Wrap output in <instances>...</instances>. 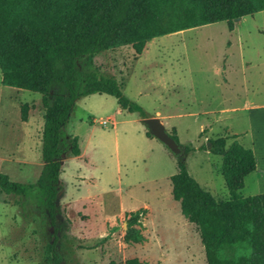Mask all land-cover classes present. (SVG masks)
<instances>
[{"label": "rangeland", "instance_id": "1", "mask_svg": "<svg viewBox=\"0 0 264 264\" xmlns=\"http://www.w3.org/2000/svg\"><path fill=\"white\" fill-rule=\"evenodd\" d=\"M142 49L136 55L123 45L82 56L76 69L115 78L145 117L157 110L180 144L208 147L207 139L218 136L228 144L235 134L252 151L257 169L237 192H264V10L233 20L230 30L218 21L154 37ZM116 108L111 96H82L62 130L54 219L60 264H122L132 257L145 264H206L195 226L171 197L168 176L176 159L184 158L188 174L225 200L220 156L207 149L173 155L151 135L154 141L144 138L137 113ZM41 127L40 94L0 84V173L35 182L42 167ZM73 136L76 156L70 152ZM138 208L145 209L144 241L125 243L123 215ZM52 233L40 192L0 193V264H49L44 247Z\"/></svg>", "mask_w": 264, "mask_h": 264}, {"label": "trees", "instance_id": "2", "mask_svg": "<svg viewBox=\"0 0 264 264\" xmlns=\"http://www.w3.org/2000/svg\"><path fill=\"white\" fill-rule=\"evenodd\" d=\"M264 10V0H0V84L40 94L42 167L34 183H20L0 173V193L26 196L40 192L53 227L44 247L49 264H60L56 250L55 199L61 171L59 142L74 102L89 94H105L117 106L145 117L141 107L126 97L112 76L95 71L78 72L76 60L100 51L129 45L137 55L150 39L218 21H232ZM25 120V105L20 111ZM146 136H150L145 132ZM183 154L207 149L220 156L219 173L228 197L215 199L192 178L184 158L175 161L169 176L171 197L181 215L198 233L206 264H264V192L241 196L244 177L254 170L249 148L232 135L207 139L201 144H180ZM70 152L79 149L76 137ZM144 208L124 213L125 243H141L140 218ZM122 264H145L132 257Z\"/></svg>", "mask_w": 264, "mask_h": 264}, {"label": "water", "instance_id": "3", "mask_svg": "<svg viewBox=\"0 0 264 264\" xmlns=\"http://www.w3.org/2000/svg\"><path fill=\"white\" fill-rule=\"evenodd\" d=\"M235 20H238V18ZM140 122L144 125L146 131L157 141L163 144L173 155H181V147L165 131L162 123L159 121L158 118L143 117L140 119Z\"/></svg>", "mask_w": 264, "mask_h": 264}, {"label": "crops", "instance_id": "4", "mask_svg": "<svg viewBox=\"0 0 264 264\" xmlns=\"http://www.w3.org/2000/svg\"><path fill=\"white\" fill-rule=\"evenodd\" d=\"M143 50V49H142ZM141 50V51H142ZM141 54V53H140ZM140 54H137V55H140ZM116 112H118L119 114L121 113V109L118 107V108H116V110H115ZM156 111L157 110H154V112H155V114H153V116L154 115H156L155 117L156 118H159L160 117V115L158 114V113H156ZM152 116V117H153ZM112 117V116H111ZM148 117H151V116H148ZM141 119V118H140ZM140 121V120H139ZM88 126L89 127H92V124H88ZM232 135H234L235 136V134H233L232 133ZM144 138L147 140V141H149V142H151V141H154L155 139H151V138H148L147 136H145L144 135ZM154 138V137H153ZM234 139H236V136H235V138ZM159 142V141H158ZM207 152H208V150H206ZM81 153L83 154V149L81 148ZM251 172H257V169H256V166H255V168H254V170L253 171H251ZM249 174V173H248ZM260 174V171H259V173H258V175ZM170 176V175H169ZM169 176H168V179H169Z\"/></svg>", "mask_w": 264, "mask_h": 264}, {"label": "bare ground", "instance_id": "5", "mask_svg": "<svg viewBox=\"0 0 264 264\" xmlns=\"http://www.w3.org/2000/svg\"><path fill=\"white\" fill-rule=\"evenodd\" d=\"M240 19H241V17H240V18H238V21H240Z\"/></svg>", "mask_w": 264, "mask_h": 264}]
</instances>
